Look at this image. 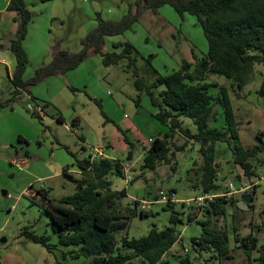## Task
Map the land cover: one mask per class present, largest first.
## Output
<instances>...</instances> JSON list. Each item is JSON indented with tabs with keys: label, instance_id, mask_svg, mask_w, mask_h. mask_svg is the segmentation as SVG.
<instances>
[{
	"label": "rangeland",
	"instance_id": "rangeland-1",
	"mask_svg": "<svg viewBox=\"0 0 264 264\" xmlns=\"http://www.w3.org/2000/svg\"><path fill=\"white\" fill-rule=\"evenodd\" d=\"M134 1L24 0L32 18L22 42L28 58L23 78H32L35 70L48 63L57 49L71 53L80 51L82 38L95 29L98 16L104 20H119ZM3 4L4 0H0V7ZM15 16L16 12L12 10L0 12V102H6L0 107V263L62 262V251L67 248L57 245L49 251L26 237L23 230L27 228L39 235H49L50 243H57L48 218L41 211L45 203L42 194L46 192V198L54 204L72 194L76 189L73 178H79L80 172L71 154L78 158L89 157L94 147L101 146L108 158L128 163L132 176L127 181L114 173L108 175L113 190H126V196L116 204V211L122 216L135 211L134 215H129L126 229L117 233L118 240L124 235H145L152 226L163 229L171 225L172 210L166 203L156 200L159 191L163 190L176 199L173 211L182 219L175 225L180 238L163 260L168 264H179L180 255L188 254L194 264H247L246 255L234 241L233 231L229 239V258H212L211 252L192 248L190 238L200 234L201 226L196 222L186 223L189 208L181 207V202L200 194L188 180L193 176L190 170L202 163L197 142L189 140L187 147L171 157V164L174 160L177 162L175 171L163 162L153 171L141 167L144 148L148 147L150 139L161 137L168 127L152 116L155 108L145 92L140 93L139 106L135 105L134 99L139 92L134 87L135 77L132 69L127 68L126 59L106 67L99 53H90L76 68L47 76L31 85L29 92L22 91L13 97L14 86L10 79L16 59L9 44L16 31ZM124 41L130 42L137 51L138 73L147 83L154 81L156 76L148 65L149 55H152L151 67L157 74L165 75L178 69L184 56L182 49L190 48L197 56L207 50L206 39L195 17L188 13L180 16L169 4L162 5L156 12L145 10L122 34L104 36L102 50L111 51L113 43ZM207 81L228 88L239 121L238 137L232 143L243 146L257 143V132L264 131V95L259 93L264 84V62L253 65L240 90L231 88L232 81L220 74L210 75ZM217 91L215 87L210 90L212 93ZM42 103H48L42 115L33 114L36 105L42 107ZM217 110V120L210 125L222 129V108ZM74 118L78 121L72 126ZM182 121L183 127L196 131L190 118L182 117ZM184 139L176 132L172 140L181 144ZM129 143H133V148L127 158L131 149ZM215 154L217 192L227 193L226 197L234 200V205H227V216L220 218L216 225L220 229L234 225L235 233L246 235L250 231V222L264 223V151L251 158L255 166V176L251 179H247L239 166L233 165L226 142L215 143ZM13 158L18 160V167L11 162ZM66 166L68 174L63 173ZM254 182L257 183L251 205L248 209H237V200L252 191ZM141 200L148 202L144 209L149 212L146 216L139 214ZM201 218L199 212L198 219ZM257 236L259 244L264 243V231H259ZM253 255L256 256L257 251ZM80 261L63 260L65 264ZM132 263L137 264L138 260L134 259Z\"/></svg>",
	"mask_w": 264,
	"mask_h": 264
},
{
	"label": "trees",
	"instance_id": "trees-1",
	"mask_svg": "<svg viewBox=\"0 0 264 264\" xmlns=\"http://www.w3.org/2000/svg\"><path fill=\"white\" fill-rule=\"evenodd\" d=\"M164 4H169L180 16L188 13L195 17L206 39L207 50L197 56L191 49L193 61L182 58L178 69L165 75L157 74L151 67L152 55H149L147 62L156 76L154 81L147 83L138 73V53L134 46L128 41L115 42L112 44L113 50L103 51V39L104 36L122 34L139 20L145 10L156 12ZM7 10L16 12L14 21L17 23L14 38L9 44L16 59L10 79L14 86L13 97L22 91L29 92L31 85L47 76L76 68L90 53H99L101 62L106 67L126 59V66L132 69L135 77L134 87L139 92L134 99L135 105L139 106L140 93L145 92L155 108L152 116L168 127L167 132L161 137L150 139L148 147L144 148L143 169L153 171L163 162L175 171L177 162L174 160L171 164V157H174L176 151L187 147L189 140H192L199 144L202 163L198 168L190 170L193 171V176L188 180L191 187L200 193H214L219 189L216 182L218 164L215 162V143L223 141L228 144L233 165L239 166L247 179L255 176L251 158L264 151V131L257 132L258 142L252 146L232 143L238 137L239 121L228 88L213 81L208 82L207 79L212 74H220L232 81L231 88L240 90L253 65L264 62V0H135L119 20H104L98 16L95 29L82 38L80 51L71 53L55 50L52 59L38 67L30 79L23 78L28 58L22 42L32 14L24 0H9ZM212 87L218 88V91L210 92ZM259 93L264 95V84ZM5 104L6 102H0V107ZM45 106L46 103H43V107ZM218 107L222 108L224 116L222 129L210 125L217 120ZM182 117L192 120L196 126L195 132L182 126ZM58 119L62 121L60 115ZM77 121L74 118L72 126ZM176 132L185 137L181 144H175L172 140ZM79 139L83 140V137L79 136ZM129 145L131 149L127 158L132 154L133 143ZM71 155L80 172L79 178H73L75 191L62 197L59 204L47 199L46 192L42 194L45 203L41 211L47 216L57 243L51 244L49 235H39L27 228L23 230V234L49 251L57 245L67 248L62 251V262L58 264H65L63 260L67 258L81 259L78 264H133L134 259L138 260L137 264H168L163 259L180 238L175 225L182 222L173 211L174 203H166L167 208L172 210L169 217L171 225L163 229L152 226L145 235H124L118 240L117 233L126 229L129 215H134L135 212L130 211L128 216H122L116 211V204L126 196V190H113L108 175L114 173L123 178L121 161L111 158L90 161L89 157L78 158ZM67 170L68 167H64L63 173L68 174ZM255 187L253 185L249 192L252 201ZM135 203L137 204V200ZM228 204L234 205V200L223 195L208 201L203 207H188L186 223L196 222L201 226L200 234L190 238L192 248L211 252L212 258H229V239L230 234L234 233V241L246 255L247 264H264V243L259 244L257 236L259 231H264V223L255 225L250 222V231L243 236L235 233L234 225L224 229L217 227L216 222L227 216ZM185 206L181 202V207ZM235 207L238 209L237 205ZM199 212L202 213L201 219H198ZM262 213L264 214V209ZM139 214L146 216L149 212L140 208ZM254 251H257L256 256L253 255ZM179 258V264H194L188 254L180 255Z\"/></svg>",
	"mask_w": 264,
	"mask_h": 264
},
{
	"label": "built area",
	"instance_id": "built-area-1",
	"mask_svg": "<svg viewBox=\"0 0 264 264\" xmlns=\"http://www.w3.org/2000/svg\"><path fill=\"white\" fill-rule=\"evenodd\" d=\"M34 113H36L37 115H41L42 114V109L41 107H39L38 105H36V107L34 108ZM103 158H108L107 155L104 152V148L101 146H96L93 148V153L89 155V160L93 161V160H98V159H103ZM13 164H15V166H19L18 160L17 159H12L11 161ZM128 163L126 162H121V167H122V171H123V177L125 180L130 181L132 179L131 174L129 173V167H128ZM244 188H242L243 190ZM219 191V190H217ZM215 191L214 193H200L195 197L192 198H188L183 200L182 202H184L186 204V207H190L192 205H197L200 207H203L208 201H212L215 197L217 196H223L226 195L227 193H219ZM157 201L159 202H175L176 199L173 197V195H169L168 193H166L163 190L159 191V194L156 198ZM155 200V201H156ZM141 209H147V204L148 202H146L145 200H141Z\"/></svg>",
	"mask_w": 264,
	"mask_h": 264
},
{
	"label": "crops",
	"instance_id": "crops-1",
	"mask_svg": "<svg viewBox=\"0 0 264 264\" xmlns=\"http://www.w3.org/2000/svg\"><path fill=\"white\" fill-rule=\"evenodd\" d=\"M8 2H9V0H4V4H3V6L2 7H0V12H2V11H4V10H7V5H8ZM15 22V21H14ZM14 25H15V30H16V26H17V23L15 22L14 23ZM183 51H181L182 53H183V58L184 59H186L187 61H193L192 59H191V56H192V54H191V49L190 48H186V49H182ZM203 53V52H202ZM201 53V54H202ZM3 61V60H2ZM31 99L32 100H34V101H36V98L34 97V96H31ZM48 103H46V105H47ZM43 103H42V107H41V109H42V111H43ZM42 115V114H41ZM40 116V115H39ZM139 141V140H138ZM13 159H15V158H13ZM67 173H69V168H68V170H67ZM257 182H254V183H252L251 185H255ZM248 186H250V185H248ZM247 186V187H248ZM247 187H245V188H247ZM171 249V248H170Z\"/></svg>",
	"mask_w": 264,
	"mask_h": 264
},
{
	"label": "water",
	"instance_id": "water-1",
	"mask_svg": "<svg viewBox=\"0 0 264 264\" xmlns=\"http://www.w3.org/2000/svg\"><path fill=\"white\" fill-rule=\"evenodd\" d=\"M252 202V196L250 193L242 194L241 198L237 200L236 205L239 209H248L250 203Z\"/></svg>",
	"mask_w": 264,
	"mask_h": 264
}]
</instances>
